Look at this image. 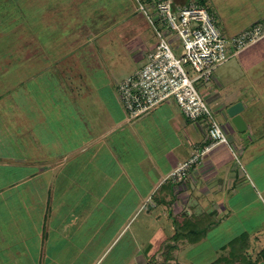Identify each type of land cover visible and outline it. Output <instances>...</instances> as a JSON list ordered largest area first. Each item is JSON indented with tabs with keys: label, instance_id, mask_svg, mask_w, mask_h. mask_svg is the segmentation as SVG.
<instances>
[{
	"label": "crops",
	"instance_id": "obj_1",
	"mask_svg": "<svg viewBox=\"0 0 264 264\" xmlns=\"http://www.w3.org/2000/svg\"><path fill=\"white\" fill-rule=\"evenodd\" d=\"M209 1L228 35L264 17V0L226 13L221 0ZM4 4L5 27H20L27 49L18 81L0 98V216L11 223L32 220L38 248H48L53 264L100 260L132 220L141 224L129 233L136 249L127 264H264V179L258 185L240 169L242 160L251 165L264 149L243 116L249 100L209 93L238 154L233 146L215 145L185 178H170L211 143L206 124L188 119L174 99L129 119L117 83L139 64L92 68L83 60L87 45L102 60L120 50L129 61L147 60L157 38L135 3ZM75 58L86 71H64ZM237 60L231 66L250 78L243 87L264 91V38ZM214 80L222 84L220 75ZM237 114L240 126L233 121ZM9 236L10 244H0V264H29L22 236Z\"/></svg>",
	"mask_w": 264,
	"mask_h": 264
},
{
	"label": "built area",
	"instance_id": "obj_2",
	"mask_svg": "<svg viewBox=\"0 0 264 264\" xmlns=\"http://www.w3.org/2000/svg\"><path fill=\"white\" fill-rule=\"evenodd\" d=\"M135 1L136 9L153 28L157 43L147 54L145 64L117 83L118 94L129 119L141 117L174 99L188 119L206 124L211 143L194 152L169 175L173 179H183L213 146L224 144L232 148L223 125L195 81H209L220 64L262 40L264 17L240 32L228 35L205 3ZM176 40L181 43L176 44ZM179 48L181 55L175 51ZM184 63H189L198 72L195 79L190 78Z\"/></svg>",
	"mask_w": 264,
	"mask_h": 264
},
{
	"label": "rangeland",
	"instance_id": "obj_3",
	"mask_svg": "<svg viewBox=\"0 0 264 264\" xmlns=\"http://www.w3.org/2000/svg\"><path fill=\"white\" fill-rule=\"evenodd\" d=\"M6 0H0V98H3V94L5 92L6 87H14V83L18 81L19 75L17 72V69L20 68V64L22 62L21 55L25 51V48L22 43V37H21V28L20 27H5L4 23L6 24V20H8V13H5L3 11L4 3ZM195 2V1H202V0H186V2ZM247 1L253 2L254 0H221L220 6L221 9L226 12H232L236 11L240 8H244ZM133 3H135L136 7V1L132 0ZM203 2L206 4V6L209 8L210 12L215 16L216 22L217 21V15L216 11L214 9H217L216 3L214 2V5L210 3L209 0H203ZM218 3V2H217ZM215 7V8H214ZM140 12V11H139ZM220 13H218L219 15ZM147 22V20H146ZM148 23V22H147ZM148 32H151V35L154 36V30L152 27L148 25ZM181 43V41L176 40V44ZM34 43V42H33ZM175 44V43H174ZM94 46L87 45L84 47V53H83V60L85 63L92 65V68L95 66H103L105 65H114L118 64L122 68V64H129L125 65L128 68H132L133 66H140L142 67L146 60L143 61V59H140V61H129L127 60V51L120 50L119 52H114L112 56H114L112 59H100L99 57H95V53L91 51ZM176 51L177 55H181L182 49L179 48ZM237 56H232L229 58L226 62L220 64L214 71L213 76L209 81H206L205 79H199L195 81V85L200 90L202 95L204 96L205 100L207 101V95L213 94L221 96L222 99H225L226 97H230L231 99L235 98H241V99H247L249 102L247 103V109L243 112V116L248 120V123H250L251 130L254 134L257 136V143L262 144V148H264V136H260L262 133L264 135V91L259 90V88L251 84V86L254 85V87H243L245 85V82L249 83V76L245 73L243 68L241 66H235L232 67V63H237ZM117 58V59H116ZM116 59V60H114ZM81 61V60H80ZM115 62V63H114ZM87 67V66H86ZM108 67V66H107ZM139 67V68H140ZM184 67L190 76V78L195 79L198 75V72L195 70L193 66H191L189 63H184ZM89 68V67H87ZM237 68V71H236ZM239 68V69H238ZM84 69V70H82ZM90 69V68H89ZM86 71V68L82 67L79 64V60L71 59L70 64L64 68V71L73 72L75 71L77 74L80 73V71ZM62 75V74H61ZM117 75H120L117 73ZM220 75L222 84L219 85L215 83L214 77ZM63 76V75H62ZM63 78H65L63 76ZM19 86V85H18ZM16 86V87H18ZM255 97L257 98L256 100ZM221 102V100H220ZM207 103L212 107L211 102L207 101ZM222 105V104H221ZM220 106V105H219ZM218 106V107H219ZM252 110H249L252 108ZM213 108V107H212ZM217 118L223 125L226 121L221 115V109L217 108V111L213 108ZM135 119V118H134ZM12 122V121H10ZM9 127V124H7ZM13 126V125H11ZM2 127H4V124L2 123ZM250 130V131H251ZM228 136V133H227ZM229 138V136H228ZM229 142L230 138H229ZM231 146H233V143H230ZM261 147V146H260ZM233 149L237 153L235 147L233 146ZM256 152L257 161H254L251 163V165H247L243 163V160L239 159V155L233 154L236 161H241L240 169L248 173V177L252 179L254 182H256L258 185H260L261 178L264 179V149L262 150V156H260ZM259 157V158H258ZM17 214V213H15ZM13 214V216L15 215ZM28 214V213H27ZM34 218H35V214ZM14 218V217H13ZM37 218V217H36ZM140 220H132L131 221V227L128 230L125 231L124 237H118V239L111 245V248L103 255V257L100 260H97L96 262H93L92 264H127L128 259L133 255V250L136 249V246L131 244L129 242L130 236L129 233L133 228H137L140 226ZM255 221V220H254ZM253 221V223H254ZM33 221L30 222H23L20 220V222L11 223L9 220H5V217L0 216V244H10V236L9 233H14L15 237H18V235H21L22 239V245L29 247V256H30V263L29 264H53L51 252H49L48 248L45 252H42V249L40 250L38 248V239L36 236H33L34 229L33 224H31ZM258 222V220H257ZM23 223H25L26 226H23ZM135 228V230H136ZM127 229V228H126ZM12 231V232H11ZM48 247L52 250V243L48 244ZM18 256V255H17ZM14 259V258H13ZM25 264H27L24 261ZM65 264H67V260L65 261Z\"/></svg>",
	"mask_w": 264,
	"mask_h": 264
},
{
	"label": "water",
	"instance_id": "obj_4",
	"mask_svg": "<svg viewBox=\"0 0 264 264\" xmlns=\"http://www.w3.org/2000/svg\"><path fill=\"white\" fill-rule=\"evenodd\" d=\"M230 112H231V110H230ZM233 121L239 126L242 123V119H241L240 115H238V114L233 116Z\"/></svg>",
	"mask_w": 264,
	"mask_h": 264
},
{
	"label": "trees",
	"instance_id": "obj_5",
	"mask_svg": "<svg viewBox=\"0 0 264 264\" xmlns=\"http://www.w3.org/2000/svg\"><path fill=\"white\" fill-rule=\"evenodd\" d=\"M200 2L204 3L203 0ZM176 264H179V263H176ZM212 264H219V261L213 262Z\"/></svg>",
	"mask_w": 264,
	"mask_h": 264
}]
</instances>
